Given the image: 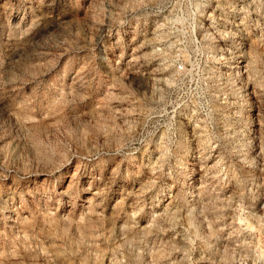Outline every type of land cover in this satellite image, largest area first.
<instances>
[{"label":"rangeland","instance_id":"374dc122","mask_svg":"<svg viewBox=\"0 0 264 264\" xmlns=\"http://www.w3.org/2000/svg\"><path fill=\"white\" fill-rule=\"evenodd\" d=\"M0 264H264V0H0Z\"/></svg>","mask_w":264,"mask_h":264}]
</instances>
